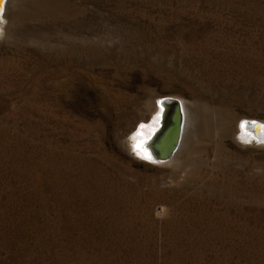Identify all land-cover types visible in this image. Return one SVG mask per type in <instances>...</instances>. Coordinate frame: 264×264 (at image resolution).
<instances>
[{
	"label": "rangeland",
	"instance_id": "1",
	"mask_svg": "<svg viewBox=\"0 0 264 264\" xmlns=\"http://www.w3.org/2000/svg\"><path fill=\"white\" fill-rule=\"evenodd\" d=\"M0 264H264V0H9ZM188 105L170 161L132 138Z\"/></svg>",
	"mask_w": 264,
	"mask_h": 264
},
{
	"label": "bare ground",
	"instance_id": "2",
	"mask_svg": "<svg viewBox=\"0 0 264 264\" xmlns=\"http://www.w3.org/2000/svg\"><path fill=\"white\" fill-rule=\"evenodd\" d=\"M9 2V0H5L4 2V10L2 15H4L5 9H6V4ZM173 98L172 96H167V97H158L159 102L163 101L164 99L167 98ZM176 98V97H174ZM178 99V98H177ZM180 104H181V108L182 111L184 113V118H183V126H182V134H181V140H182V136L185 132V129L187 127V123H188V105L181 99H178ZM165 102H169L170 100H167ZM167 108V106H159L157 111L155 112L153 118L151 119L150 122H145L142 123L143 127L139 128L137 130V132L134 133V136L132 138L133 142H135V144H133L134 148L136 149V153L142 157L143 159L153 162V163H165L168 161H162V160H157L156 157H154L155 152H154V144L152 140H155L160 134L161 131H158L159 127L164 126V121H163V116H161L162 113V109L165 110ZM251 121V120H249ZM261 123V122H260ZM263 123V122H262ZM244 134L247 133H252L253 136L260 138V139H264V136L261 135V132L259 130V128L253 127L251 125V123H249L243 130ZM180 140V142H181ZM254 141V140H253ZM170 161V160H169Z\"/></svg>",
	"mask_w": 264,
	"mask_h": 264
},
{
	"label": "water",
	"instance_id": "3",
	"mask_svg": "<svg viewBox=\"0 0 264 264\" xmlns=\"http://www.w3.org/2000/svg\"><path fill=\"white\" fill-rule=\"evenodd\" d=\"M3 0V8H4ZM4 10V9H3ZM170 100L169 102H165ZM159 106H167L165 110L162 109L161 116H163L164 126L159 127L158 131H161V134L155 139L152 140L154 144V157L157 160L169 161L176 150L180 145L183 118L184 113L181 108V104L177 98H167L163 101H160ZM261 121H257V124H261Z\"/></svg>",
	"mask_w": 264,
	"mask_h": 264
},
{
	"label": "clouds",
	"instance_id": "4",
	"mask_svg": "<svg viewBox=\"0 0 264 264\" xmlns=\"http://www.w3.org/2000/svg\"><path fill=\"white\" fill-rule=\"evenodd\" d=\"M3 35V32H2V23H0V36H2ZM244 122H249V123H255V124H257V121L256 120H251V121H249L248 119H243V120H241V122L239 123V127H240V129H242L241 128V124L242 123H244ZM259 125H264V123H261V124H259ZM243 130V129H242ZM259 130H260V132H261V135L262 136H264V127H261V128H259ZM244 134V133H243ZM245 135V143H247V144H251L252 143V141L253 140H255L256 141V144L259 146V145H264V139H260V138H257V137H255V136H253L252 135V133H247V134H244ZM241 136H242V134H241ZM241 136H240V139H241ZM242 140V139H241ZM247 141V142H246Z\"/></svg>",
	"mask_w": 264,
	"mask_h": 264
},
{
	"label": "snow or ice",
	"instance_id": "5",
	"mask_svg": "<svg viewBox=\"0 0 264 264\" xmlns=\"http://www.w3.org/2000/svg\"><path fill=\"white\" fill-rule=\"evenodd\" d=\"M2 13H3V0H0V16H2ZM2 22V21H0ZM249 124V122H244L241 124V128L244 129L247 125ZM251 125L253 127H256V128H261V127H264V125H259V124H255V123H251ZM143 127V126H142ZM241 139L242 140H245V135L242 133V136H241ZM247 142V141H246Z\"/></svg>",
	"mask_w": 264,
	"mask_h": 264
}]
</instances>
